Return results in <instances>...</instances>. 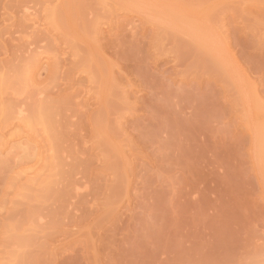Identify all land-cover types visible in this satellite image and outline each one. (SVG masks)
I'll use <instances>...</instances> for the list:
<instances>
[{
	"label": "rangeland",
	"instance_id": "1",
	"mask_svg": "<svg viewBox=\"0 0 264 264\" xmlns=\"http://www.w3.org/2000/svg\"><path fill=\"white\" fill-rule=\"evenodd\" d=\"M0 264H264V0H0Z\"/></svg>",
	"mask_w": 264,
	"mask_h": 264
},
{
	"label": "bare ground",
	"instance_id": "2",
	"mask_svg": "<svg viewBox=\"0 0 264 264\" xmlns=\"http://www.w3.org/2000/svg\"><path fill=\"white\" fill-rule=\"evenodd\" d=\"M20 111H21V110H20ZM18 112H19V111H18ZM21 112H22V111H21ZM21 112H20V113H21ZM17 114H19V113H17ZM21 115H23V113H21ZM17 116H19V115H17ZM20 117H22V116H20ZM20 117H19V118H20ZM20 120H21V119H20Z\"/></svg>",
	"mask_w": 264,
	"mask_h": 264
}]
</instances>
